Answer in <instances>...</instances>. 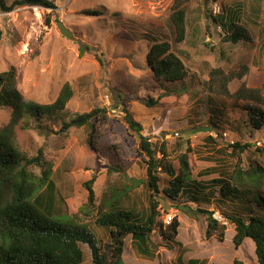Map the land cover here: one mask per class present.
<instances>
[{
    "label": "rangeland",
    "instance_id": "374dc122",
    "mask_svg": "<svg viewBox=\"0 0 264 264\" xmlns=\"http://www.w3.org/2000/svg\"><path fill=\"white\" fill-rule=\"evenodd\" d=\"M13 1L3 0L6 6ZM53 1L54 9L0 8V72L14 67V87L24 103H52L65 83L71 87L63 110L42 117L39 125L33 117L27 124L21 119L14 128L22 153L33 157L41 150L51 164L53 213L60 214L54 218L87 224L103 251L111 240L107 230L94 224L99 203L120 194L118 208L144 216L152 195L156 216L148 243L153 257L139 256L125 236L123 264H231L233 259L258 264L250 238L234 246V224L224 213L248 220L250 214L263 216L262 207L248 204L244 215L238 209L242 201H222L216 185L212 197H204L214 179H227L232 170V143L248 144L239 153L241 166L264 170V0ZM176 3L185 9L180 42L170 21ZM57 21L70 38L59 31ZM232 23L244 30L237 42L231 40ZM161 41L181 60L186 71L182 81L159 80L148 67L146 55ZM249 91L256 95L252 98ZM159 94L172 100L151 108L141 102ZM123 107L141 124V134L162 161L156 194L147 188L139 140L124 120ZM93 108L102 109L105 119L97 118L92 147L85 142L86 127L58 132L64 122ZM11 113V106L0 105V129ZM186 152L190 179L197 186L172 198L163 192L172 177L167 167L177 169ZM45 166L30 169L39 176ZM92 176L95 203L92 210L85 208L88 215L78 213L87 202L84 183ZM132 179L143 182L132 188ZM124 187L132 190L122 196ZM258 192L263 198L264 172ZM208 213L222 222V238L220 229L208 235ZM174 219L179 223L176 236L163 238L160 225L164 232ZM80 248L81 264H92L88 245L80 243Z\"/></svg>",
    "mask_w": 264,
    "mask_h": 264
},
{
    "label": "trees",
    "instance_id": "16d2710c",
    "mask_svg": "<svg viewBox=\"0 0 264 264\" xmlns=\"http://www.w3.org/2000/svg\"><path fill=\"white\" fill-rule=\"evenodd\" d=\"M22 5L56 8L53 0H14L9 6L0 0V8L3 11H10L14 7ZM170 21L174 28L175 41H182L185 37V9L181 3H176ZM231 27V40L237 42L244 30L233 23ZM80 52L83 53L82 50ZM98 59L102 61L101 58L98 57ZM146 60L148 67L159 80L182 81L186 76L181 60L173 53L170 44L166 41L151 45ZM15 74L13 66L0 72V91H2L0 93V105L12 107L10 122L0 129V264H81L83 252L80 243L88 245L92 264H123L121 254L125 236L131 238V244L134 245L139 256L153 257V253L149 251L148 243L156 216V204L152 195L149 196L148 208L144 216L139 215L138 212L134 213L131 209L118 208L117 201L121 199L120 194L111 199L109 203H106L107 200L99 203L100 210L95 215L94 224L107 230L111 240L110 244L106 245L107 249L103 251L87 224H76L73 220L63 222L54 218L55 215L60 214L53 213L51 189L54 184L50 178L51 164L49 161L45 162L41 150L33 157H27L22 153L14 142V128L21 119L24 124H27L33 117L39 125L42 117L53 116L63 110L72 96V90L70 85L65 83L52 103H24L14 87ZM249 93L252 98L256 95L252 91ZM256 98H259L258 95ZM170 100L172 98L169 95L159 94L155 97H146L141 102L144 106L151 108L165 104ZM101 110L100 108H93L70 118L61 125L58 132H64L72 126L86 127L88 133L85 142L92 147L97 131V118L105 119ZM123 111L125 122L136 133L139 140L138 148L142 162L146 164L147 188L150 194H156L158 193V176L156 173L160 165L162 166V161L156 157L148 137L141 134V124L134 119L127 108L123 107ZM25 114L30 117H25ZM254 124L258 125V121H255ZM247 146L248 144L241 145L239 142L232 143L231 147L234 149L233 154L236 159L231 167L232 170L227 175V179H214L211 182L212 186H217V193L222 201H242V205L238 206V209L244 215L248 214L245 207L253 202L259 204L264 212V197L261 198L258 192L263 181L264 170L253 165L243 167L240 163L239 153ZM187 152L179 157L177 169L173 170L171 167H167L172 177L163 192L172 198H176L179 194L190 193L191 188L197 186L190 179ZM164 155L162 152V157ZM44 164L46 166L41 170L39 176L30 169L32 166L43 167ZM93 180L94 176L84 183L87 190V202L78 210V213L82 212L88 215L85 208L92 210L95 203V195L91 186ZM141 182L143 181L132 179L130 186L136 187ZM216 186L208 189L209 193L205 194V199L208 196L212 197ZM132 188H122L124 190L122 196L126 195ZM45 189H47V193L43 195ZM118 193L120 192L118 191ZM208 215V235L211 234L210 232L213 233L220 229L218 236L222 238L224 226L219 225L220 221L212 218L211 213ZM224 215L234 224L232 236L234 246L238 247L244 239L250 238L254 243V254L258 264H264V214L263 216L250 214L248 220H245L241 215L231 216L227 213ZM178 225V221L174 219L164 232L161 231L160 225L163 238L173 239L177 234ZM189 264L205 263L202 260L198 263L189 260ZM231 264H243V262L239 259H233Z\"/></svg>",
    "mask_w": 264,
    "mask_h": 264
},
{
    "label": "water",
    "instance_id": "95a60500",
    "mask_svg": "<svg viewBox=\"0 0 264 264\" xmlns=\"http://www.w3.org/2000/svg\"><path fill=\"white\" fill-rule=\"evenodd\" d=\"M57 27L59 31L66 37H71L70 31L64 26V24L61 21H57Z\"/></svg>",
    "mask_w": 264,
    "mask_h": 264
},
{
    "label": "built area",
    "instance_id": "2783aa9c",
    "mask_svg": "<svg viewBox=\"0 0 264 264\" xmlns=\"http://www.w3.org/2000/svg\"><path fill=\"white\" fill-rule=\"evenodd\" d=\"M214 6H215L216 10H219L218 5H217L216 3L214 4ZM215 218H216V217H215ZM216 219L220 221L219 218H216Z\"/></svg>",
    "mask_w": 264,
    "mask_h": 264
},
{
    "label": "clouds",
    "instance_id": "9594fccd",
    "mask_svg": "<svg viewBox=\"0 0 264 264\" xmlns=\"http://www.w3.org/2000/svg\"><path fill=\"white\" fill-rule=\"evenodd\" d=\"M216 219V218H215Z\"/></svg>",
    "mask_w": 264,
    "mask_h": 264
}]
</instances>
